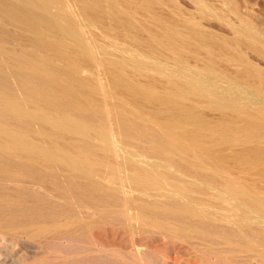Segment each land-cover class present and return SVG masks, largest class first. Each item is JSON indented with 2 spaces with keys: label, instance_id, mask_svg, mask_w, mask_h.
Listing matches in <instances>:
<instances>
[{
  "label": "bare ground",
  "instance_id": "6f19581e",
  "mask_svg": "<svg viewBox=\"0 0 264 264\" xmlns=\"http://www.w3.org/2000/svg\"><path fill=\"white\" fill-rule=\"evenodd\" d=\"M188 4L0 0V242L264 263V32L233 0Z\"/></svg>",
  "mask_w": 264,
  "mask_h": 264
},
{
  "label": "rangeland",
  "instance_id": "374dc122",
  "mask_svg": "<svg viewBox=\"0 0 264 264\" xmlns=\"http://www.w3.org/2000/svg\"><path fill=\"white\" fill-rule=\"evenodd\" d=\"M177 1L183 7H186V8L190 7V6H188L189 5L188 0L187 1L186 0H177ZM233 2H235L237 5H239V8L242 12H244V11L246 12L248 10L245 15L247 16V14H248L247 17H248V19H250L249 22L251 24L255 23V26L257 28L259 27L258 29L262 28L261 31L264 32V0H233ZM242 8L244 10H242ZM214 23H216V24H214ZM217 23L218 22H215V21L212 22V20H210V22H208L210 28L213 27L212 28L213 30H214V28H216V31H219V32L221 31L222 33H224L226 30L223 28L222 25H221L222 27H219L220 23H218L219 25ZM222 28L224 29V31ZM226 34H227V31H226ZM249 57H250V55H249ZM250 58H252V56ZM262 63L263 62H261L260 64H262ZM106 221H108V222H106ZM106 221H105L106 227H105V225L103 226V223L102 224L98 223L99 226L94 228L95 232L99 231L101 234L103 233L101 235L103 237L102 239L107 237L108 239L105 238L107 243L111 242L112 240L114 241L116 238L118 241V239H119L118 235H114V238L116 237L115 239L111 238L110 237L111 235H108V236H105V235H107L109 232V226L112 225V227L114 228L113 230H116V227L119 224L117 225L116 224L117 221L115 222L114 220L112 222V219L110 220L112 223H110L109 219ZM94 229H93V231H94ZM103 230H105V231L107 230V234ZM109 238H111V239H109ZM83 239L85 240V238H83L82 236H81V238H80V236H78V237L73 238V239L71 238V240L69 238V239H65L64 241H61V242L60 241L55 242L56 244L55 243L54 244L57 245V248L59 246V247H61L60 249L62 251L66 252L67 254L70 252L71 253L70 255H72L73 252H80L85 248L86 245H85V242ZM105 239H104V241H105ZM46 240L47 239L44 236H40V237H37V238L29 240V241H25V242H23V241L19 242L18 241V242H15V244L10 243V242H6V241L0 242V246L2 248H4V250H2L3 254L2 255L0 254V264H6V263L7 264H21V262L25 263V261L28 262V260H29L28 263H31L32 260H34V259H37L38 261L36 260V262L34 261L31 264H34V263L35 264H48L47 259H46V255H47L46 251H47L49 246L46 243ZM87 241L88 240H86V243H87ZM111 243H113V242H111ZM169 243H174V245H177V247L179 246V244H182V242L180 240L178 241L177 239H174V242L167 241V240L163 239V240L159 241L158 243H152L153 247H151V249H149L150 247L149 248H142L140 250V254H143L144 256L143 255H140V256L142 258L144 257V261L145 262L147 261L146 264H170L169 258H167L165 256H168L169 253H170V255H172L173 252H175V250L172 247L169 248V246H170ZM177 247H176V252L177 253L180 252L179 254H177L178 255L177 256V258H178L177 264H179V263L180 264L181 263L182 264H190L188 262V255L186 253H184L182 250L177 249ZM112 248H114V247H110V246L106 247V249H109V250H106V251L104 250L105 252L102 251V253H98L96 256V261L97 260L98 261L97 262L95 261L96 264L97 263L98 264H126L125 262L120 261L116 257H112L109 254V253H111ZM152 248H153V251H150V250H152ZM154 250H156V251H154ZM163 257H165V258H163ZM3 259H4V261H3ZM44 260H46V261H44ZM116 260H117V262H115ZM70 263L73 264L74 262L73 263L70 262ZM70 263L68 262V264H70ZM254 263L255 264H264L260 261H255ZM195 264H202V263L197 262Z\"/></svg>",
  "mask_w": 264,
  "mask_h": 264
}]
</instances>
